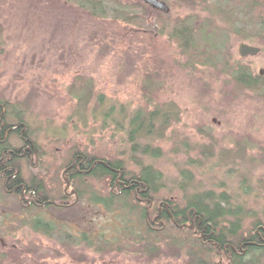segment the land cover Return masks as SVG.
<instances>
[{
    "label": "rangeland",
    "instance_id": "rangeland-1",
    "mask_svg": "<svg viewBox=\"0 0 264 264\" xmlns=\"http://www.w3.org/2000/svg\"><path fill=\"white\" fill-rule=\"evenodd\" d=\"M91 1L101 10L92 9ZM126 1L0 0V98L22 114L41 156L39 165L23 164L25 178L45 176L53 194L64 191L74 203L76 194H69L74 183L67 174L72 187L66 192L63 171L78 146L95 154H116L137 172L146 165L159 170L162 178L154 193L159 207L165 199L183 206L188 197L210 192L216 199L225 195L246 211V226L264 221V80L260 88H240L222 68L201 63L186 67L188 57L167 35L130 30L135 28L113 17L118 3ZM165 1L173 18L194 13L212 24L209 34L226 46L231 58L264 79V39L250 29L248 19H242L246 32L237 34L234 24L216 15L212 1ZM245 34L254 40L244 39ZM242 42L261 47V52L242 57ZM84 78L119 110L174 105L180 120L153 142L159 156L132 151L124 130H114L120 113L102 127L104 118L92 110L94 101L86 109L77 106ZM238 141L242 151L235 156L228 151ZM58 167H63L61 181ZM82 181L97 190L104 186L93 178ZM74 204L63 210L27 209L0 184V264H189L185 255L174 256L166 247L154 258L135 253L136 244L108 253L95 251L78 240L81 231L91 235L101 226L106 230L112 214L91 204L88 196L79 195ZM37 212L68 225V233L36 230L31 219Z\"/></svg>",
    "mask_w": 264,
    "mask_h": 264
},
{
    "label": "trees",
    "instance_id": "trees-1",
    "mask_svg": "<svg viewBox=\"0 0 264 264\" xmlns=\"http://www.w3.org/2000/svg\"><path fill=\"white\" fill-rule=\"evenodd\" d=\"M200 1L202 3L212 1L216 15L234 24L235 33L246 32L247 29L242 27L245 26L242 19H248L250 29L255 30L256 36L264 39V0ZM91 7L101 10L97 7L96 1H91ZM113 17L135 28H129L130 30L167 35L169 40L180 48L181 54L188 57L184 64L186 67L201 63L222 68L233 76V81L240 88H260L259 85L264 80L263 76L254 75L241 60H233L226 46L209 34L208 26L212 24L199 20L198 15L194 13L173 18L171 13L165 14L153 9L142 0H128L118 3ZM2 34L0 25V55L4 50ZM243 37L254 40L247 34ZM84 81L82 90L77 92V106L86 109L94 101L92 110L103 115L102 127H106L108 119H115L117 114H121L122 119L114 130H124L132 151L134 153L141 151L143 154H151L154 157L159 156V148L153 146V142L156 139H163L171 124L180 120V113L175 110L174 105L172 104L169 108L160 105H156L153 109L136 108L129 112L124 108L119 110L115 103L95 90L91 80L84 78ZM262 91L261 95H264V86ZM0 100L7 105L12 116L24 121V117L18 111H11L13 107L9 106L8 100L1 98ZM105 105L108 106L107 110H104ZM28 133H31L30 130ZM33 143L36 145L34 140ZM241 151L242 145L238 141L235 149L228 152L238 156ZM68 157L69 165L74 159L78 162L85 159L81 167L85 169L84 172L73 168L67 173L80 197L88 196L91 204L102 205L108 213L112 214L108 230L101 226L99 231L92 232L91 235L87 230L81 231L78 240L85 242L95 251L108 253L113 250H123L128 246L134 247L136 244L139 246L134 250L135 253L150 258L165 253L163 248L166 247L174 256L185 255L189 264H264V221L258 219L246 226L244 223L246 211L239 206L234 207L225 195L219 196V199L210 192L199 196L194 195L195 198L188 197L183 206L172 199H165L170 203L173 218L167 211H163L160 217L164 222L162 226L156 221L157 219L154 221L159 215L160 200L155 199L154 194L158 190L157 181L162 178L159 170L146 165L141 166L137 172L130 169L116 154H95L78 146L71 150ZM14 165L17 166L12 169L14 183L11 194L19 198L22 193L36 196L38 205H32L29 209L59 208L63 210L75 205L74 198L72 203H69V195L64 191L53 194L45 182V176L43 179L32 176L28 180L22 168L18 164ZM60 169L63 167H58L56 171L59 181H61ZM121 173L123 177L118 180ZM89 178L103 181L102 189L97 190L86 184V181H82ZM15 184L19 186L18 189H14ZM40 212L31 219L36 230L48 235L68 233L66 228L68 225L46 219ZM200 218L203 222L199 227L195 226L192 229L180 227L184 223L190 224L193 220L197 224ZM71 235L68 234L67 237Z\"/></svg>",
    "mask_w": 264,
    "mask_h": 264
},
{
    "label": "flooded vegetation",
    "instance_id": "flooded-vegetation-1",
    "mask_svg": "<svg viewBox=\"0 0 264 264\" xmlns=\"http://www.w3.org/2000/svg\"><path fill=\"white\" fill-rule=\"evenodd\" d=\"M8 109L7 105L0 100V184L5 194L12 195L11 190L14 183L12 180V169L17 166L14 164H18L22 168L24 163L33 166L35 162L34 165L36 166L39 165L41 156L38 142L36 139L32 138L29 125L25 121L18 120L17 118L12 120V115L9 113ZM28 130H30L31 135L28 133ZM33 140L36 145H34ZM82 166L83 164H80V161H76L74 169L79 172H84L85 169H81ZM35 177L37 178L38 176L35 175ZM18 188L19 186L15 184L14 189ZM20 200L25 208L28 207L27 209L32 205H38L36 196H31L30 194L25 195V193H22ZM158 211L159 215L156 221L160 222L163 211L168 210L163 205L161 208L159 207ZM169 211L172 210L170 209Z\"/></svg>",
    "mask_w": 264,
    "mask_h": 264
},
{
    "label": "water",
    "instance_id": "water-1",
    "mask_svg": "<svg viewBox=\"0 0 264 264\" xmlns=\"http://www.w3.org/2000/svg\"><path fill=\"white\" fill-rule=\"evenodd\" d=\"M142 2L146 3L147 5H149L150 7H152L153 9H156V10H159L165 14H168L170 13L171 11V8H170V5L167 3V1L165 0H142ZM261 52V47L259 46H256V45H253V44H249L247 42H242L240 43L239 45V53L242 57H247V56H252V55H257ZM264 73V69L261 68L260 69V74L262 75ZM216 120V119H214ZM85 161V159L83 158L80 162V164H83ZM76 166V159H74L72 161V163L70 165H68L64 171H63V176H64V179L66 181V187H65V191L68 192V189L70 188V185H71V182L69 180V178L66 176V174L71 170L73 169L74 167ZM123 177V174L121 173L118 177V180H121ZM130 186H128L129 188ZM69 194H76V201L79 199V195L77 194V191L76 190H71V192H69ZM164 205L166 208H167V212L168 214L171 216V218H173V215L171 213V211H169L170 209L168 208L169 207V203L167 202H162L160 204V208L161 206ZM158 218L155 217L154 221ZM202 219L200 218V220L198 221V223L196 224L195 221L193 220L190 224L188 223H184L182 225H180V227H187L189 229H192L194 228L195 226L196 227H199L202 223ZM160 225H164V222H160L159 223ZM207 226V225H205ZM204 226V227H205ZM202 235L204 233V229L201 231Z\"/></svg>",
    "mask_w": 264,
    "mask_h": 264
}]
</instances>
